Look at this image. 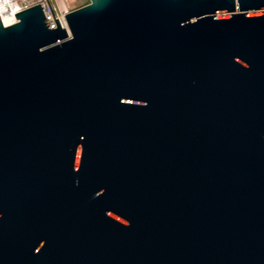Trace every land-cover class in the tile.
<instances>
[{
	"label": "water",
	"instance_id": "water-1",
	"mask_svg": "<svg viewBox=\"0 0 264 264\" xmlns=\"http://www.w3.org/2000/svg\"><path fill=\"white\" fill-rule=\"evenodd\" d=\"M15 15L0 264H264V0Z\"/></svg>",
	"mask_w": 264,
	"mask_h": 264
},
{
	"label": "built area",
	"instance_id": "built-area-1",
	"mask_svg": "<svg viewBox=\"0 0 264 264\" xmlns=\"http://www.w3.org/2000/svg\"><path fill=\"white\" fill-rule=\"evenodd\" d=\"M38 3L50 27H55L54 18H57L59 25L66 29L68 28L65 14L85 5V3H79L78 0H0V18L2 21L7 18L11 21L10 24L14 23L16 22V12Z\"/></svg>",
	"mask_w": 264,
	"mask_h": 264
},
{
	"label": "bare ground",
	"instance_id": "bare-ground-1",
	"mask_svg": "<svg viewBox=\"0 0 264 264\" xmlns=\"http://www.w3.org/2000/svg\"><path fill=\"white\" fill-rule=\"evenodd\" d=\"M10 20L9 19H7V18H4L3 19V24H5V25H8V24H10Z\"/></svg>",
	"mask_w": 264,
	"mask_h": 264
},
{
	"label": "rangeland",
	"instance_id": "rangeland-1",
	"mask_svg": "<svg viewBox=\"0 0 264 264\" xmlns=\"http://www.w3.org/2000/svg\"><path fill=\"white\" fill-rule=\"evenodd\" d=\"M78 1H79V3H85V4H87L89 2V0H78Z\"/></svg>",
	"mask_w": 264,
	"mask_h": 264
}]
</instances>
